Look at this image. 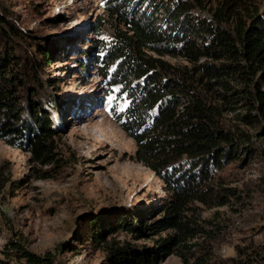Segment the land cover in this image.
Segmentation results:
<instances>
[{
  "label": "trees",
  "instance_id": "trees-1",
  "mask_svg": "<svg viewBox=\"0 0 264 264\" xmlns=\"http://www.w3.org/2000/svg\"><path fill=\"white\" fill-rule=\"evenodd\" d=\"M250 4L251 0H104L106 17L115 20L113 38L107 47L99 40L104 55L95 57L103 62L102 73L110 75V84H123L128 97L120 110L114 104L111 114L136 141V159L161 177L169 192L158 209L117 215L115 230L135 238L152 237L153 243H109L112 264H157L172 253L182 264L207 263L196 254L200 243L191 241L204 230L187 212L196 202L220 204L233 194L216 180L214 170L225 159L247 153L251 137L241 129L226 128L219 105L207 103L196 90L198 85L209 89L223 105L241 102L245 112L239 119L261 124L264 132V15ZM244 8L250 12H241ZM103 21L97 16L96 32ZM7 22L0 15V137L30 151L32 162L58 165L54 135L60 105L39 74L41 63L50 61L49 51H39L42 60L21 58L10 33L24 36ZM149 51L183 56L196 63L193 74ZM112 63L114 70L106 72ZM80 64L82 69L85 63ZM102 223L92 218L93 238H106L111 222L108 227ZM11 243L29 264L53 263L50 256L42 257L19 241Z\"/></svg>",
  "mask_w": 264,
  "mask_h": 264
},
{
  "label": "rangeland",
  "instance_id": "rangeland-1",
  "mask_svg": "<svg viewBox=\"0 0 264 264\" xmlns=\"http://www.w3.org/2000/svg\"><path fill=\"white\" fill-rule=\"evenodd\" d=\"M250 7L264 15V0H251ZM0 15L24 36L10 33L21 58L42 60L39 51H49L50 61L41 63L39 74L61 110L54 135L58 165L32 162L30 151L0 137V264H29L14 252L11 240L50 256L51 264H112L107 252L111 242L152 245V237L135 238L114 229L119 213L158 209L169 192L163 179L136 159V141L111 114L110 108L116 104L120 110L128 97L123 84H110L103 62L95 57L104 55L99 40L107 47L113 38L115 20L106 17L104 0H0ZM97 16L104 19L100 32L93 28ZM149 52L193 74L196 63L183 56ZM80 61L85 63L82 69ZM113 68L114 63L105 71ZM128 80L133 86L132 78ZM30 86L37 87L33 82ZM199 90L207 103L219 105L226 128L251 137V147L214 170L216 180L233 194L220 204L196 202L187 212L204 230L191 241L200 243L196 254L206 264H264L262 126L239 119L245 112L241 102L223 105L209 89L198 85ZM94 217L112 228L104 240L92 237ZM182 263L172 253L157 264Z\"/></svg>",
  "mask_w": 264,
  "mask_h": 264
},
{
  "label": "clouds",
  "instance_id": "clouds-1",
  "mask_svg": "<svg viewBox=\"0 0 264 264\" xmlns=\"http://www.w3.org/2000/svg\"><path fill=\"white\" fill-rule=\"evenodd\" d=\"M119 98L118 99H122L120 96H118ZM115 98V97H114Z\"/></svg>",
  "mask_w": 264,
  "mask_h": 264
}]
</instances>
